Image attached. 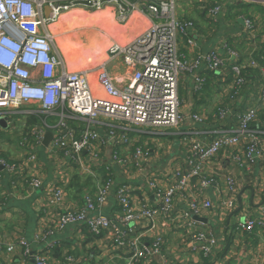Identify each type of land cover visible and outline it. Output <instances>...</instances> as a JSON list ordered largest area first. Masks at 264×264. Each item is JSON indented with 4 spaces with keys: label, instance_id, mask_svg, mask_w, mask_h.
<instances>
[{
    "label": "crops",
    "instance_id": "1",
    "mask_svg": "<svg viewBox=\"0 0 264 264\" xmlns=\"http://www.w3.org/2000/svg\"><path fill=\"white\" fill-rule=\"evenodd\" d=\"M159 1L132 0L125 3L127 6L133 3L137 8H144ZM174 3L176 18L181 22L192 23L186 35L179 38L178 51L186 61H198L192 72L181 74L178 82L180 110L187 116L178 128L166 130L160 135L141 129L131 130L129 145L122 146L111 141L107 147L99 148V164H90L86 170H81L71 165L62 151L51 153L43 144L35 145L31 137V132L40 121L48 124L46 132L54 136L59 118L44 116L35 126H29L27 117L21 115L24 117L23 123L17 129V124L12 125L7 114L0 116L5 124L0 125V134L11 136L7 141L0 140V146L9 145V149L0 151V161L17 165L14 169L16 172L10 173L0 165V264H33V255H42L49 264H64L62 258L66 255L74 256L77 264H124L127 261L129 255L126 251L111 250L104 237H91L82 225L67 226L58 231L49 230L56 211L54 208L52 211L45 209L43 194L49 184L57 182L60 171H69L70 176L69 182L65 184L67 201L62 209H78L83 203L84 197H80L83 190L78 185L73 186V177H91L89 182L100 185L102 179L99 178V171H112L114 182L129 185L136 206H154L156 196L148 183L160 179L161 185L166 187L173 182L176 171L189 170L194 163L191 151L193 138L211 143L221 133L236 130L238 119L245 111L259 108L250 129L264 146V109L260 108V89L264 85V6L256 0H174ZM75 8L84 11L96 7L74 6L68 10ZM215 8H218L216 13L213 12ZM96 11L101 13V18H97L94 23L98 30L92 41H82L80 50H92L95 55L105 54L104 62L114 80L120 84L127 83L129 71L123 63V57L110 60L106 51L113 42L127 44L136 39L149 28L151 21L137 11L128 9L124 12L114 2L101 4ZM66 12L62 11L54 24V28L59 26L60 31L51 29L50 33L66 69L77 71L74 68L83 62L77 61L83 58L82 53L77 52L70 58L64 52L65 40L68 44L76 41V36L65 38L71 32L62 33L71 28L66 18L64 22L67 26L61 27V19L66 16ZM247 20L252 25L250 30L246 28ZM189 39L191 45L187 43ZM209 52H215L226 59L219 70L210 71L205 63L203 57ZM92 59L96 61L95 57ZM254 61L255 65H252ZM96 62L82 70L93 71ZM233 65L242 66L243 75L247 79L238 94H234ZM94 77L93 74V83ZM32 106L22 111L43 116L36 108L30 110L34 108ZM220 112L226 113V116L220 118ZM195 115L200 121L191 118ZM66 116V124L75 130L84 124L82 119ZM95 129L101 138L105 137L104 128L96 125ZM247 143L246 138H241L236 146L222 148L209 163L201 167V177L193 179L174 199L173 212L177 215L189 211L188 203L192 200L210 201L212 204L211 209L193 215V220L194 217L198 218L194 220L197 227L210 230L215 236L213 259H203L192 249L193 243L187 239L184 229L178 228L173 222L159 220L152 231L145 227V223L139 227L145 244H149L155 236H161L163 241L159 255L141 259L139 264H264V166L258 157L252 162L243 159ZM116 149L121 151L118 154L125 159V167L111 161V154ZM136 149H140L141 153L137 154ZM143 153L147 156H143ZM32 154L36 156L35 161L29 160ZM80 171L91 173L83 174ZM34 176L41 181L40 187L35 189L27 182ZM227 177L235 181L236 200L241 195L242 208L239 211L237 202L232 209L221 206L230 196L224 185ZM201 178L210 179V184L202 187ZM113 189L116 191L115 187ZM114 190L103 206L104 214L112 220L120 214L114 200ZM246 220L262 221L263 225L255 227L251 232L236 231L237 222ZM41 223L45 224V229L40 228ZM20 238L28 244L27 255L17 244ZM10 246H13L12 251H8Z\"/></svg>",
    "mask_w": 264,
    "mask_h": 264
},
{
    "label": "built area",
    "instance_id": "2",
    "mask_svg": "<svg viewBox=\"0 0 264 264\" xmlns=\"http://www.w3.org/2000/svg\"><path fill=\"white\" fill-rule=\"evenodd\" d=\"M72 1L0 0V116L20 113L28 115L31 112L22 111L23 108L34 105L32 107L40 115L59 118L55 126L56 134L47 146L48 151L53 153L60 150L71 165L86 170L90 164L100 163V147H107L111 141L122 146L129 145L131 130L141 129L160 135L181 126L187 116L180 110L178 82L181 74L192 72L198 61L194 59L188 62L178 51V40L186 35L192 23L181 22L176 18L174 0H160L144 8L128 3L130 10L149 19L151 25L136 39L127 44L113 42L106 51L110 60L123 57V63L129 71L127 83L115 81L106 62L96 65L91 72L68 71L54 46L50 27L57 22L62 11L71 8L67 4ZM256 1L264 6V0ZM100 5L97 3L94 7L99 9ZM45 9L48 10L47 15ZM217 11L218 8H215L213 12ZM246 28H252L249 20L246 21ZM187 43L191 45L192 41L189 39ZM203 59L210 71L219 70L226 60L215 52L207 53ZM252 65H255V61ZM231 71L235 79L234 94H238L247 79L242 73V66L233 65ZM93 74L95 83L91 79ZM260 108L264 109V85L260 89ZM258 109L245 111L238 119L236 130L221 133L211 143L193 138L191 151L194 163L190 169L176 171L173 182L166 187L161 185L160 179L148 183L156 196L154 206H136L132 201V189L127 184L118 185L115 191L114 179L111 172L107 171L106 180L93 194L84 196L80 208L62 209L67 201L65 184L69 182L70 176L69 171H60L57 182L49 184L43 194L45 209L52 211L54 208L56 211L49 230L58 231L67 226L82 225L95 238L104 237L111 250L126 251L129 256L124 264H139L141 259L159 255L163 244L161 236H155L149 244H145L140 225L145 223V227L152 231L159 220L170 221L184 229L187 239L193 243L192 249L203 259H213L215 236L210 230L198 228L197 222L193 220V215L211 209L212 204L210 201L192 200L188 203L189 211L177 215L173 212L174 199L193 179L201 177L202 166L209 163L222 148L236 146L241 138L248 141L243 159L252 162L258 157L264 166V146L250 129ZM66 115L82 119L84 124L75 130L66 124ZM225 116L226 113H219L220 118ZM191 118L200 121L196 115ZM96 125L105 129V137H100ZM48 129L44 121L35 127L31 132L35 145L43 144ZM136 153L140 154V149H136ZM143 156L147 154L143 153ZM29 160L35 161L36 156L30 155ZM111 161L120 167L126 166L125 159L118 154L117 149L112 152ZM0 165L9 173L17 166L8 165L4 161H0ZM27 182L33 189L41 185L37 176ZM210 182V179L201 178L200 185L204 187ZM224 185L230 196L221 206L232 209L237 202L235 181L227 177ZM112 190L120 209L119 216L114 220L103 213V206ZM262 212L264 214V206ZM261 225L262 221H239L235 230L251 232ZM40 228L45 229V224L41 223ZM17 244L24 254L29 253L24 239H18ZM12 250L13 246L8 247V251ZM32 257L33 264H49L42 255ZM62 259L64 264H77L72 255Z\"/></svg>",
    "mask_w": 264,
    "mask_h": 264
},
{
    "label": "rangeland",
    "instance_id": "3",
    "mask_svg": "<svg viewBox=\"0 0 264 264\" xmlns=\"http://www.w3.org/2000/svg\"><path fill=\"white\" fill-rule=\"evenodd\" d=\"M88 9H90V10L82 11L80 8H75V9L70 10V11L67 10L68 12H66V14L64 13V15H66V16H64L61 19V27H63V28L66 27L68 23L71 25V28H69L70 30H66V31L62 32L64 34L71 32L70 34L66 35L65 38L68 39L70 37L76 36V41L75 42L73 41L70 44H68L67 41L65 40L66 47H65L64 52H66V55H69L70 58L73 57L77 52H80L83 55L82 59H77V61H83V62H79V65L77 66V68H74L76 70L85 69L86 67H88V64H89V66H91L92 65L91 63H95L96 61L97 62L95 65H99L105 61L104 60L105 54L104 55H102V54L95 55V54H93L92 50H88V51H84V52H81V50H80L82 41H85L86 39H88L89 41H92V39H94V35L96 34V32L98 30L96 24H94V23L97 20V18H99V19L101 18V13H100V11H96L97 10L96 8L95 9L94 8H88ZM65 18L67 19V24H66V22H64ZM51 29H55L57 31H60L59 26H56L54 28V25H52L50 27V31H51ZM59 33H61V32H59ZM105 40L106 41L108 40L107 37H105ZM90 43L92 44L93 42H90ZM105 49H103L102 51H104ZM93 57H95V60H96L95 62H94V59H92ZM90 60H91V62H90ZM33 109H35V108H30V110H33ZM24 110H27V108L25 107ZM33 113L34 112H31L28 115H31ZM21 115L28 116V115H25L24 113H20L18 116H11V115L9 116L10 120L12 121V125L17 124L16 125L17 129H19V127H20L19 124L23 123L24 117H22ZM38 117H39L38 121H40L44 118V115L38 116ZM49 118L54 119L51 116H49ZM50 123H52V122H50ZM9 139H11L10 135H6L4 133L0 134V140L1 141H7ZM6 148L9 149V145H7V146L1 145L0 151L4 152V150ZM117 152L120 153L121 151L117 150ZM128 172H133V171H128ZM84 180H85V178H81V181L79 182V184L80 185L86 184L84 182ZM98 187H99V185L97 184L96 188H98Z\"/></svg>",
    "mask_w": 264,
    "mask_h": 264
},
{
    "label": "water",
    "instance_id": "4",
    "mask_svg": "<svg viewBox=\"0 0 264 264\" xmlns=\"http://www.w3.org/2000/svg\"><path fill=\"white\" fill-rule=\"evenodd\" d=\"M125 1H132V0H100L99 2H97L96 0H74L71 3L67 4V6L70 7H74V6H86V7H94L97 3L98 4H105V3H111L114 2L116 3L121 9H123L124 12L128 11V6L125 3ZM60 6H64V5H58ZM45 14H48V10L45 9ZM0 125L5 126L4 124V120L1 119L0 120ZM52 133L51 132H46L44 139H43V145L44 147H47L48 144L50 143V141L52 140ZM237 203H238V207L237 210L239 211L242 208V200H241V195H239L237 197ZM194 220H199L198 218L194 217Z\"/></svg>",
    "mask_w": 264,
    "mask_h": 264
},
{
    "label": "trees",
    "instance_id": "5",
    "mask_svg": "<svg viewBox=\"0 0 264 264\" xmlns=\"http://www.w3.org/2000/svg\"><path fill=\"white\" fill-rule=\"evenodd\" d=\"M243 73V72H242ZM27 118H26V121H27V125H29V126H35L36 125V123H37V121H38V116H35V115H28V116H26ZM111 172V174H112V171H110ZM106 173H107V171H99V178H101L102 179V182H104L105 180H106V178H107V176H106ZM111 177H112V175H111ZM91 180V177H86L85 178V180H84V182L86 183V184H84V185H80L79 184V182L81 181V177H79L78 175H75L74 177H73V179H72V182H73V186H76V185H78V187H79V189H81V190H83V192L80 194V197L81 198H83L86 194H93V192L95 191V189H96V185L98 184V183H91V182H89ZM101 182V183H102ZM100 183V184H101ZM119 185V183L118 182H115V185H114V187L116 188L117 186ZM88 186V187H87ZM83 187H85L84 189H83ZM82 202H83V199H82ZM119 211H120V209H119ZM104 213V212H103ZM108 217V216H107ZM85 228V227H84ZM86 229V228H85ZM87 230V229H86ZM88 231V230H87ZM89 233V232H88ZM90 234V233H89ZM91 235V234H90ZM91 237H94L93 235H91ZM95 238V237H94Z\"/></svg>",
    "mask_w": 264,
    "mask_h": 264
}]
</instances>
